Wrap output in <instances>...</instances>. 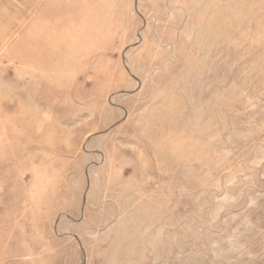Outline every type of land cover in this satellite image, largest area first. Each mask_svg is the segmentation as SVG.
Masks as SVG:
<instances>
[{
    "label": "rangeland",
    "instance_id": "rangeland-1",
    "mask_svg": "<svg viewBox=\"0 0 264 264\" xmlns=\"http://www.w3.org/2000/svg\"><path fill=\"white\" fill-rule=\"evenodd\" d=\"M0 264H264V0H0Z\"/></svg>",
    "mask_w": 264,
    "mask_h": 264
}]
</instances>
